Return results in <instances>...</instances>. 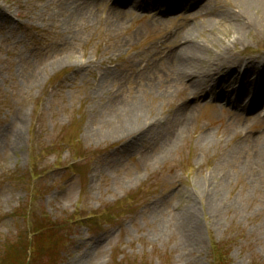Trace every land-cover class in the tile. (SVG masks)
<instances>
[{
  "label": "rangeland",
  "instance_id": "374dc122",
  "mask_svg": "<svg viewBox=\"0 0 264 264\" xmlns=\"http://www.w3.org/2000/svg\"><path fill=\"white\" fill-rule=\"evenodd\" d=\"M114 2L0 0V264H215V249L264 264V173L249 163L261 124L244 130L207 86L170 143L187 99L160 73L176 21ZM257 8L235 44L198 23L207 54L264 58ZM138 106L135 129L119 128Z\"/></svg>",
  "mask_w": 264,
  "mask_h": 264
},
{
  "label": "bare ground",
  "instance_id": "6f19581e",
  "mask_svg": "<svg viewBox=\"0 0 264 264\" xmlns=\"http://www.w3.org/2000/svg\"><path fill=\"white\" fill-rule=\"evenodd\" d=\"M81 1L91 3L92 7L111 3V0ZM236 2L239 9L233 12L223 10L220 6H213L210 0H115L114 2L113 8L118 12L126 9V13L132 14L140 10L147 14L151 13L150 16L157 21H176L178 29L176 34L171 35L165 42L166 45L162 46V49L168 50V53L166 72L160 73H164L163 77L169 83L178 86L179 92L186 95L187 99L185 98L183 102L185 105L175 116L181 125L185 123L179 131L177 129L168 131L167 137L170 143L184 131V127L186 129L189 127L190 112L204 99L201 95L207 92V86L209 87L207 97L217 100V106L232 107V117L244 130L248 131L252 123L257 126L261 124V129L264 130V72L260 70L264 67V58L247 59L235 56L229 44L215 51V54H207L208 42L198 38L202 29L200 25L198 27V23L204 27L208 22L212 28L220 24L228 35L232 31L233 44L237 43L241 39L242 32L252 23L250 12H256L259 6L264 7V0H236ZM242 17H246L247 23L241 21ZM157 69L161 70L160 67ZM119 75L106 71L102 76L103 82L106 79H116ZM141 115L142 108L138 106L128 117L127 123H122L119 128L134 130V119H138ZM209 134L205 133L203 139L207 140ZM237 148L236 146L235 149ZM249 150L256 152L255 158L249 159L251 170L257 171V174L264 173V136L252 137ZM193 215V210H189L184 216L187 229ZM195 239L196 237H193L192 241Z\"/></svg>",
  "mask_w": 264,
  "mask_h": 264
},
{
  "label": "trees",
  "instance_id": "16d2710c",
  "mask_svg": "<svg viewBox=\"0 0 264 264\" xmlns=\"http://www.w3.org/2000/svg\"><path fill=\"white\" fill-rule=\"evenodd\" d=\"M80 157H81V155H80ZM37 234H39V233H37ZM226 257H227V255L224 254L222 251H220L218 249L214 250V261H215V264H230V262L227 261ZM26 258H27V256H24L21 259L18 258L17 259V261H18L17 264H26L27 263V259ZM25 259H26V261H25ZM2 260L3 261L1 262V264H8L7 263V258H2Z\"/></svg>",
  "mask_w": 264,
  "mask_h": 264
}]
</instances>
